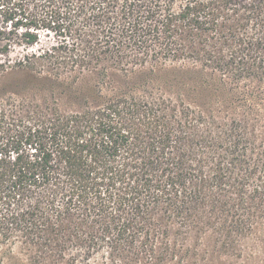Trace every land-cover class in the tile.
<instances>
[{"label":"trees","instance_id":"trees-1","mask_svg":"<svg viewBox=\"0 0 264 264\" xmlns=\"http://www.w3.org/2000/svg\"><path fill=\"white\" fill-rule=\"evenodd\" d=\"M171 75L197 97L151 89ZM259 222L264 0H0L8 264H182L181 238Z\"/></svg>","mask_w":264,"mask_h":264},{"label":"rangeland","instance_id":"rangeland-1","mask_svg":"<svg viewBox=\"0 0 264 264\" xmlns=\"http://www.w3.org/2000/svg\"><path fill=\"white\" fill-rule=\"evenodd\" d=\"M61 36L53 33L49 35L44 34L42 36V45L35 46L33 49H41V47L51 46L57 44ZM167 77L163 76L160 79L165 81V84L161 81L162 86L152 85L151 88L156 93H166L174 97L181 96L187 101H191V98H196L195 89L192 85L178 87L167 83ZM180 94V95H179ZM26 102L36 104L43 103V97L37 95L35 97L29 96L25 98ZM51 105L58 104V106L67 111V95L57 93L55 100L50 102ZM187 239L181 238L178 242L182 264H264V223H257L251 232H248L244 237L238 240L237 249L226 251L223 250V245L219 242L217 235L211 231H206L201 237L196 238L194 234L187 236ZM161 244V240L158 241V245ZM0 261L4 264L7 262H15V259H11L10 251L7 247H1L0 244ZM10 258V259H9ZM10 260V261H9ZM143 264V263H136ZM169 264H175L174 261H170Z\"/></svg>","mask_w":264,"mask_h":264}]
</instances>
